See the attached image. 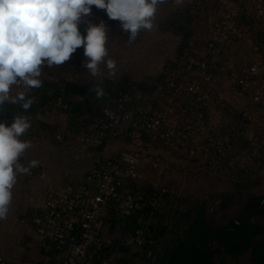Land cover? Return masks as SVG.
Masks as SVG:
<instances>
[{
  "label": "built area",
  "instance_id": "2783aa9c",
  "mask_svg": "<svg viewBox=\"0 0 264 264\" xmlns=\"http://www.w3.org/2000/svg\"><path fill=\"white\" fill-rule=\"evenodd\" d=\"M191 3V36L148 91L119 89L111 116L55 136L63 146L72 137L80 150L110 153H100L84 178L64 191L46 185L30 220L46 264H94L112 216L138 214L142 225L124 242L152 244L145 234L156 219L148 208H158L172 192H147L144 174L166 172L165 162L211 174L227 162L251 179L264 178V0ZM55 106L67 108L61 100ZM4 111L0 123L6 125L13 115H25ZM34 176L45 178L40 165L27 181ZM0 264L12 263L0 256Z\"/></svg>",
  "mask_w": 264,
  "mask_h": 264
},
{
  "label": "rangeland",
  "instance_id": "374dc122",
  "mask_svg": "<svg viewBox=\"0 0 264 264\" xmlns=\"http://www.w3.org/2000/svg\"><path fill=\"white\" fill-rule=\"evenodd\" d=\"M191 1L183 0L182 4L177 5L175 0H165V3L158 6L154 29L141 30L131 44L127 42V33L121 30L120 21L109 19L105 10L93 6L90 17L93 22L99 24L103 21L110 28L108 58L115 61L116 73L109 75L102 65L103 77L88 75L87 69L82 66L85 57L81 47L65 64L44 67L41 81L74 83L82 87L89 83L102 84L109 81L112 87H117L124 84V80L132 84L156 78L163 66L174 57L181 43V35L175 32V26H168V22L173 15L182 14ZM86 27L87 25L80 26L82 34H85ZM18 91L29 93L31 89L14 88L12 95ZM70 127L68 117L62 109L40 111L35 122L31 123V127L21 137V140H30L33 145L25 152L21 162L38 160L45 171V178L34 176L27 183L24 181L26 174L20 175L12 189L9 214L6 219L0 220V256L12 264H41L45 261L40 251L41 241L31 226L28 214L31 208L42 203L45 193L43 187L49 184L58 191H64L70 184L79 182L85 171L99 159L96 151L80 150L72 137L67 146L55 140L57 134L73 135L74 130ZM164 166L166 172L158 174L151 171L144 174L147 184L166 188L175 196L169 206L171 213L165 222L164 235L156 246L151 264L182 234L193 217L194 208L200 203L210 204L213 210L211 208L209 213L215 212L218 220L223 221L235 215L246 195L264 194V182L248 189H238L234 185V174H211L169 162H165ZM224 195H233L234 202L227 208L220 209Z\"/></svg>",
  "mask_w": 264,
  "mask_h": 264
},
{
  "label": "clouds",
  "instance_id": "9594fccd",
  "mask_svg": "<svg viewBox=\"0 0 264 264\" xmlns=\"http://www.w3.org/2000/svg\"><path fill=\"white\" fill-rule=\"evenodd\" d=\"M163 3L165 0H0V113H6L8 103L28 110L33 100L26 91L12 95V90L41 87L43 68L65 64L78 48L84 49L82 66L88 75L103 77L102 65L109 75L116 73L115 61L108 58L110 28L103 21L93 22V6L105 10L109 19L120 21L131 44L141 30L154 29L155 14ZM175 3L180 5L183 0ZM81 25H87L85 34ZM89 92L98 98L105 95L100 86L89 88ZM105 114L112 115L107 109ZM30 127L29 117L20 114L13 115L11 125L0 123V220L9 214L18 177L40 163L21 162L33 147L30 140H21Z\"/></svg>",
  "mask_w": 264,
  "mask_h": 264
},
{
  "label": "trees",
  "instance_id": "16d2710c",
  "mask_svg": "<svg viewBox=\"0 0 264 264\" xmlns=\"http://www.w3.org/2000/svg\"><path fill=\"white\" fill-rule=\"evenodd\" d=\"M191 6L192 3L182 14L173 15L168 22V26H175V32L181 35L177 53L181 52L182 46L191 36ZM154 79L132 84L124 80L125 83L117 87H112L109 81L102 84L89 83L86 87L64 83L62 89L61 84L42 82L41 87L33 88L27 93V97L33 100L28 110H24L20 104L10 103L4 109L24 113L29 117L30 123H33L38 112L58 109L55 105L61 100L67 106L63 111L68 117L70 128L76 132L80 122L89 124L96 117H108L105 110L111 113L115 94L119 89L139 94L148 91V85ZM95 86L102 87L105 95L98 98L94 92H89V88ZM224 173L235 175L234 185L238 189H248L264 182L262 176L256 175L251 179L244 171L227 166V162L225 168L217 174ZM146 186L147 192L157 188L151 184ZM174 198L173 194L168 195L162 198L158 208H148L154 212L156 219L145 234L146 240H151L152 244L146 243L140 248L124 242L126 237L133 235L141 227L139 215L133 213L129 217L112 216L107 239L102 251L95 257L94 264H102L103 261L107 264H151L156 246L164 235L165 222L171 213L169 206ZM233 202V195H224L219 208H227ZM211 208L210 204L204 202L195 207L193 217L182 234L153 264H264V194L246 195L235 215L223 221L218 220L215 212L209 213L213 210ZM37 211L29 214L30 219ZM115 257L118 259L115 260Z\"/></svg>",
  "mask_w": 264,
  "mask_h": 264
},
{
  "label": "crops",
  "instance_id": "0c3cea01",
  "mask_svg": "<svg viewBox=\"0 0 264 264\" xmlns=\"http://www.w3.org/2000/svg\"><path fill=\"white\" fill-rule=\"evenodd\" d=\"M97 153H98V156L100 157V153H102L103 155H106V154H108V153H110L107 149H104L103 151H96ZM87 171H85V173H86ZM85 173L83 174V176L81 177V179L80 180H82L83 179V177H84V175H85ZM24 181L25 182H27L28 183V181L26 180V178H24ZM76 183H78V182H76ZM75 184V183H74ZM71 185V184H70ZM46 187V186H45ZM45 187H43V190L45 191ZM43 202H44V199H43V201H42V203L40 204V205H37V206H34L33 208H31L29 211H28V214H31L32 212H34V211H36V210H38L41 206H42V204H43ZM41 247V246H40ZM41 251V250H40ZM41 253H42V251H41ZM43 254V253H42ZM44 256V255H43ZM45 258V257H44ZM41 264H46V259H45V261L44 262H42Z\"/></svg>",
  "mask_w": 264,
  "mask_h": 264
}]
</instances>
